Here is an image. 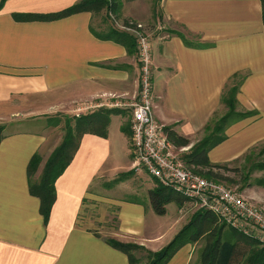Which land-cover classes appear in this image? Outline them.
Returning <instances> with one entry per match:
<instances>
[{
  "label": "crops",
  "instance_id": "obj_1",
  "mask_svg": "<svg viewBox=\"0 0 264 264\" xmlns=\"http://www.w3.org/2000/svg\"><path fill=\"white\" fill-rule=\"evenodd\" d=\"M79 1L0 0V117L53 116L62 121L76 117L80 109V116L99 109L117 111L110 116L106 138L91 134L81 138L71 163L55 182L56 198L47 222L40 212V200L29 192L27 168L32 157L39 155L37 179L63 133L54 135L53 126L47 131L2 135L0 264H130L128 256L111 242L158 252L200 211L186 200L180 206L173 203L171 211L168 205L172 203L168 204L166 214L157 216L147 200L148 190L154 188L151 180L145 200L138 194L117 196L119 184L109 183L118 173L107 175L105 166L116 161L117 151L124 152V141L129 161L122 173L133 172L130 138L123 132L129 127L130 115L115 105L132 101L138 93L136 47L128 50L97 37L114 27L88 12L54 21L13 18L55 14ZM120 1L119 20L154 28L148 30L153 116L163 128L170 127L190 141L179 154L202 140L207 123L225 112L223 89L234 78L243 77L238 110L251 115L226 129V139L209 151L208 159L213 165L225 166L230 186L264 211L260 0H157L155 7L145 0ZM119 116L127 118L114 126ZM231 175H239V181ZM206 246V236L187 242L167 264H192L197 251Z\"/></svg>",
  "mask_w": 264,
  "mask_h": 264
},
{
  "label": "trees",
  "instance_id": "obj_2",
  "mask_svg": "<svg viewBox=\"0 0 264 264\" xmlns=\"http://www.w3.org/2000/svg\"><path fill=\"white\" fill-rule=\"evenodd\" d=\"M260 2L264 23V0H260ZM121 5L120 0H80L75 5L55 14L46 16L14 15L13 18L19 22L54 21L82 12L98 16L104 10L108 14L106 17L110 18L111 14L117 20L121 12ZM123 23L126 24L127 21ZM173 34L183 37L179 33ZM95 35L100 39L122 44L128 50L135 47L134 38L115 27L109 28L106 33ZM242 79L243 77L234 78L225 86L221 96V104L225 108V112L215 115L207 123L204 128L205 136L202 140L185 153L180 154L185 168L201 177L224 185L230 182L227 177L222 175L228 169L225 166L211 164L208 153L226 139L225 131L230 125L251 115L238 110L237 94ZM115 112L117 113L116 109H99L84 116L64 119L62 141L47 158L40 175L35 180L33 178L42 159L39 155H34L30 160L27 168L29 192L40 200V212L45 222L48 221L52 205L55 202V182L71 163L79 148L81 138L85 134L106 138L110 116ZM57 120L59 121V119ZM56 125L57 123L52 122V126ZM2 131L3 129L0 127V142ZM163 131L177 150L189 146L190 141L178 135L170 127H164ZM123 132L127 138H130V127L126 126ZM258 165L259 168L260 164ZM132 174V171L127 172L125 177ZM150 180L153 182L154 188L148 190L147 200L155 215L164 216L166 207L170 203L180 206L183 201H186L173 191L162 187L155 179L151 178ZM200 211L158 252H150L134 244L119 242H111V244L128 256L130 264H167L185 243H193L201 236H206L207 246L201 252L202 264H264V247H261L255 239L221 223L212 212L203 209ZM223 229L226 230L223 235L224 239L221 237ZM137 251L145 252V258L137 257L135 255Z\"/></svg>",
  "mask_w": 264,
  "mask_h": 264
},
{
  "label": "built area",
  "instance_id": "obj_3",
  "mask_svg": "<svg viewBox=\"0 0 264 264\" xmlns=\"http://www.w3.org/2000/svg\"><path fill=\"white\" fill-rule=\"evenodd\" d=\"M110 18L116 29L134 38L139 64L136 97L128 103L115 105L128 110L130 115V150L134 170L145 172L162 187L212 212L221 223L255 239L264 247V211L245 200L235 189L185 168L180 152L156 122L152 102L151 43L146 27L130 21L118 23L111 14ZM80 110L76 117L80 116Z\"/></svg>",
  "mask_w": 264,
  "mask_h": 264
},
{
  "label": "rangeland",
  "instance_id": "obj_4",
  "mask_svg": "<svg viewBox=\"0 0 264 264\" xmlns=\"http://www.w3.org/2000/svg\"><path fill=\"white\" fill-rule=\"evenodd\" d=\"M145 1H147L148 4L151 3V7H155V5L157 3V0H145ZM98 16H100L101 19L106 22V25L115 26V25H113V23H112L113 21H111V18L106 17L107 15H105L104 10L101 11V14ZM108 19H110V21ZM117 21H118V23H123L126 20L117 19ZM128 21L135 23L134 20L128 19ZM98 22H99V19H98ZM98 25H99V23L97 25H95L94 28H96V26L98 27ZM146 30L148 32V30L151 31V30H154V28H153V26L148 25L146 27ZM148 34L150 35L149 32H148ZM134 43H135V40H134ZM219 115H221V114H219ZM124 118L126 119L127 117L126 116L125 117L119 116L118 118H115L113 120L114 122H112V124L114 126H116V125L119 126V124L123 121ZM52 122L57 123V125L54 126L53 134L57 135L58 137L61 136L62 133L64 135V120H62V121L57 120L56 121V119L53 118V116H48V118H45V119H42V117H38V118L28 117V118H25L23 120L21 117L12 118L9 115H6L4 117H0V127L3 129V131L1 132V135L8 134L11 132H16L18 130H35V131H38V130H40V128L47 131V130L52 129V127H53ZM129 125H130V120H129ZM124 144H125L124 152L120 153L119 151H117V155L115 157L116 161L110 162L109 164H107L105 166V168H106L105 171H106L107 175H110L112 173V171H115L116 173H118V175H117L118 177L115 178V181H111L109 183H111L112 186L115 183L119 184V188L117 187L118 190H116L117 196H122V197L124 196L126 198H133L135 196V194H138V195L143 196V199L145 200V198H146L145 189L147 186L150 185V182H151L150 179L151 178L143 171L139 172V173L136 172V170H134V167H132V170H133L132 173L133 174L131 176L125 177L126 172L125 173H122V172H123V169H125V167H126V161H129V157H128V155H129L128 149L129 148L127 146L126 141H124ZM41 162H42V160H41ZM42 168L40 169V173H41ZM120 168L122 171L120 170ZM127 172H129V171H127ZM237 172L239 173V171H237ZM119 173H122V174L120 175ZM222 175L224 176V174H222ZM231 177L235 181H239V180H237L239 178V175H235L234 177L231 175ZM33 179L35 180V178H33ZM121 184H123V185H121ZM225 185H227L228 187H231L230 185H232V184L227 183ZM193 204H194L195 209L201 210L199 205H197L195 203H193ZM168 207H169V210L171 211V209L174 207V204L172 203V204L168 205ZM144 253L145 252H143V251H137L135 253V255L142 259V258H145ZM196 257H197V259H195V261L193 260L192 264H202L200 251L199 252L197 251Z\"/></svg>",
  "mask_w": 264,
  "mask_h": 264
}]
</instances>
